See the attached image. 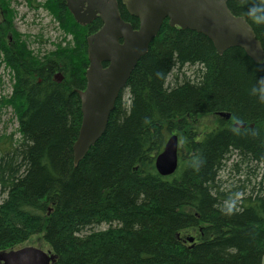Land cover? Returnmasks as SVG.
I'll return each instance as SVG.
<instances>
[{"label":"trees","instance_id":"16d2710c","mask_svg":"<svg viewBox=\"0 0 264 264\" xmlns=\"http://www.w3.org/2000/svg\"><path fill=\"white\" fill-rule=\"evenodd\" d=\"M24 1L45 10L62 38L39 55L17 32L11 1L0 0V66L11 89L0 96V125L3 110L16 121L14 132L0 130V252L39 236L53 264H260L264 59L240 48L218 55L203 35L164 20L103 135L74 165L85 39L101 21L79 25L64 0ZM226 2L264 54V0ZM200 118L212 122L198 129ZM172 135L177 169L163 177L154 160Z\"/></svg>","mask_w":264,"mask_h":264},{"label":"water","instance_id":"95a60500","mask_svg":"<svg viewBox=\"0 0 264 264\" xmlns=\"http://www.w3.org/2000/svg\"><path fill=\"white\" fill-rule=\"evenodd\" d=\"M64 1L79 25H87L96 18L101 21L99 29L85 39L88 66L84 76L85 89L76 91L81 123L72 145L74 165L103 135L120 93L164 20L171 27L203 35L218 55L231 48H240L256 63L264 59L261 44L251 26L231 13L226 0H122L126 12L138 20L136 29L122 20L115 0ZM218 115L229 118L228 114ZM177 164V137L172 135L155 157L154 167L160 176L166 177L176 171ZM188 241L192 242V239ZM54 262V254L36 247L0 252V264ZM260 264H264V254Z\"/></svg>","mask_w":264,"mask_h":264},{"label":"rangeland","instance_id":"374dc122","mask_svg":"<svg viewBox=\"0 0 264 264\" xmlns=\"http://www.w3.org/2000/svg\"><path fill=\"white\" fill-rule=\"evenodd\" d=\"M11 7L16 11V16L14 20V26L18 33L29 36V48L39 55H44L48 52L54 50V45L61 41V33L58 30V25L52 18L47 14L45 10H32L30 9L24 0H10ZM43 1V0H38ZM35 40V41H34ZM59 73H55L54 80L59 82L60 77L56 78L55 76ZM0 76L2 77L3 86H0V96L10 94V82L7 71L0 66ZM61 81V79H60ZM127 95L123 94V99ZM122 99V100H123ZM124 101V100H123ZM0 130H4L6 133L14 132L16 127V121L14 116L11 113V110H3L1 117ZM212 120L210 118H200L195 121H192V124L198 129H204L211 124ZM177 147L179 148V142L177 138ZM36 247L43 251H49L48 248L43 244L41 237L34 236L28 241L20 244L18 247Z\"/></svg>","mask_w":264,"mask_h":264},{"label":"clouds","instance_id":"9594fccd","mask_svg":"<svg viewBox=\"0 0 264 264\" xmlns=\"http://www.w3.org/2000/svg\"><path fill=\"white\" fill-rule=\"evenodd\" d=\"M255 19H256L257 21H259V20L262 19V18H261V17H255ZM260 99H261V100H264V96H261Z\"/></svg>","mask_w":264,"mask_h":264},{"label":"flooded vegetation","instance_id":"af4514ba","mask_svg":"<svg viewBox=\"0 0 264 264\" xmlns=\"http://www.w3.org/2000/svg\"><path fill=\"white\" fill-rule=\"evenodd\" d=\"M117 3V2H116ZM121 4H122V1H121ZM123 6V5H122ZM124 7V6H123ZM125 9V8H124ZM126 11V10H125ZM129 15V14H128ZM130 16V15H129ZM132 17V16H131ZM95 20V19H94ZM90 24V23H89ZM89 24H87V25H89ZM83 26H86V25H83ZM59 82H60V80H59Z\"/></svg>","mask_w":264,"mask_h":264}]
</instances>
